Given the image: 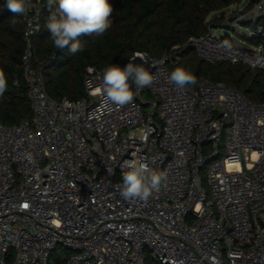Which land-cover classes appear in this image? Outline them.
<instances>
[{
  "label": "built area",
  "instance_id": "obj_1",
  "mask_svg": "<svg viewBox=\"0 0 264 264\" xmlns=\"http://www.w3.org/2000/svg\"><path fill=\"white\" fill-rule=\"evenodd\" d=\"M29 8L22 65L34 116L0 125V264H49L59 246L74 254L61 264H146L147 251L161 264H264V103L205 79L178 90L172 51L129 59L155 79L133 85L127 105L105 104L94 67L84 99L56 101L34 67L43 0ZM263 17L261 0L240 20L263 33ZM213 29L191 42L200 58L264 71L263 46L239 47ZM133 158L166 174L146 201L116 188ZM207 163L209 189L200 174Z\"/></svg>",
  "mask_w": 264,
  "mask_h": 264
},
{
  "label": "trees",
  "instance_id": "obj_2",
  "mask_svg": "<svg viewBox=\"0 0 264 264\" xmlns=\"http://www.w3.org/2000/svg\"><path fill=\"white\" fill-rule=\"evenodd\" d=\"M243 0H109L113 7L112 26L100 36L82 34L77 37L83 51L70 54L71 42L64 49H56L46 29L51 10L43 0L40 32L33 37L34 67L44 77L50 97L56 101H80L86 97L84 76L90 67L104 70L110 63L120 67L138 52L162 58L174 52L178 61L170 67H183L196 78L194 88L202 79L212 84L223 83L243 93L251 102L264 103V71L248 65L227 61L211 64L200 58L191 42L206 35L210 27H223L225 10ZM261 0H251L245 12L251 11ZM216 12L220 16L209 17ZM243 25L250 23L240 21ZM264 25V17L260 20ZM26 24L23 15L14 16L0 0V70L7 76L8 88L0 96V125L14 126L33 120V109L28 96L27 79L22 56L26 48ZM234 31V29H232ZM256 30V28H255ZM224 38H230L225 35ZM242 38L255 47H264V32L254 31L252 37ZM57 247L54 254L58 252ZM66 250V249H65ZM68 251V250H67ZM56 257V263L71 258ZM146 264H161L146 252Z\"/></svg>",
  "mask_w": 264,
  "mask_h": 264
},
{
  "label": "clouds",
  "instance_id": "obj_3",
  "mask_svg": "<svg viewBox=\"0 0 264 264\" xmlns=\"http://www.w3.org/2000/svg\"><path fill=\"white\" fill-rule=\"evenodd\" d=\"M9 11L17 15H26L30 10L31 0H5ZM47 7L55 11L51 13L46 22V29L56 49H64L71 42L70 54L83 51L81 43L77 40L82 34L103 35L111 26L113 7L109 0H47ZM143 59V57H140ZM155 77L142 63H129L121 68L111 64L103 70L102 93L105 104L109 107L124 106L133 101L135 89L142 90L150 87ZM169 81L178 90L195 85L196 78L183 67L175 68ZM8 88L7 76L0 70V96ZM31 159V157H28ZM166 174L157 171L140 159L125 160L122 164L121 183L116 185L117 190L124 199L147 200L153 192L158 191Z\"/></svg>",
  "mask_w": 264,
  "mask_h": 264
},
{
  "label": "rangeland",
  "instance_id": "obj_4",
  "mask_svg": "<svg viewBox=\"0 0 264 264\" xmlns=\"http://www.w3.org/2000/svg\"><path fill=\"white\" fill-rule=\"evenodd\" d=\"M251 0H243L241 4L239 5H234L228 9L225 10V15L227 17V21H225V24L223 27H217L213 29V32L215 35L219 37H224L225 35H229L230 38L233 40V42L242 48L245 49H253L255 46L250 44L249 42H245L244 39H242V35H246L248 37H252L256 28L255 24H248V25H243L241 24V15L245 12V9L247 8V5H249ZM249 12V11H248ZM221 12H216L213 13L209 18L213 19L217 16H220ZM234 29V31L232 30ZM264 48V47H263ZM196 88V86L194 87ZM146 98L150 97V94L145 91L143 94ZM225 143H226V135L223 133V140H222V147L220 149V157L224 155V148H225ZM213 152V147L212 144H207L204 147V156L209 157ZM211 163L205 164L201 170L200 174L202 176L203 180V185L209 189L208 185V171ZM69 254L71 257L74 255L72 252L65 250V248L60 247L58 252L54 254V257L51 258L49 264H60L55 262V258L60 256V257H65L68 256Z\"/></svg>",
  "mask_w": 264,
  "mask_h": 264
},
{
  "label": "crops",
  "instance_id": "obj_5",
  "mask_svg": "<svg viewBox=\"0 0 264 264\" xmlns=\"http://www.w3.org/2000/svg\"><path fill=\"white\" fill-rule=\"evenodd\" d=\"M248 6V5H247ZM242 39H244V38H242ZM245 42H247L246 40H244Z\"/></svg>",
  "mask_w": 264,
  "mask_h": 264
}]
</instances>
